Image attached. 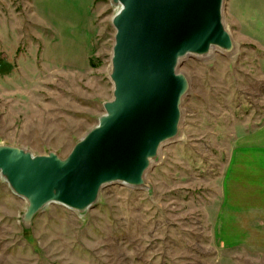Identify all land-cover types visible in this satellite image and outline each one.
Returning a JSON list of instances; mask_svg holds the SVG:
<instances>
[{
	"label": "rangeland",
	"instance_id": "rangeland-1",
	"mask_svg": "<svg viewBox=\"0 0 264 264\" xmlns=\"http://www.w3.org/2000/svg\"><path fill=\"white\" fill-rule=\"evenodd\" d=\"M112 0H0V144L65 157L112 97ZM236 55L187 56L180 135L146 171L150 188L104 185L78 212L26 201L0 175V264H264L224 245L215 219L225 168L264 142V0H224Z\"/></svg>",
	"mask_w": 264,
	"mask_h": 264
},
{
	"label": "water",
	"instance_id": "water-1",
	"mask_svg": "<svg viewBox=\"0 0 264 264\" xmlns=\"http://www.w3.org/2000/svg\"><path fill=\"white\" fill-rule=\"evenodd\" d=\"M114 42L108 71L112 97L97 123L65 157L36 155L0 144V175L26 201L27 229L57 203L85 212L110 183L150 188L144 175L160 147L180 135L189 79L178 70L187 56L226 55L236 49L223 23L224 0H112Z\"/></svg>",
	"mask_w": 264,
	"mask_h": 264
},
{
	"label": "crops",
	"instance_id": "crops-1",
	"mask_svg": "<svg viewBox=\"0 0 264 264\" xmlns=\"http://www.w3.org/2000/svg\"><path fill=\"white\" fill-rule=\"evenodd\" d=\"M216 236L264 259V142L244 141L230 155L222 181Z\"/></svg>",
	"mask_w": 264,
	"mask_h": 264
},
{
	"label": "bare ground",
	"instance_id": "bare-ground-1",
	"mask_svg": "<svg viewBox=\"0 0 264 264\" xmlns=\"http://www.w3.org/2000/svg\"><path fill=\"white\" fill-rule=\"evenodd\" d=\"M118 8H119V5H116V7H115L116 11L118 10ZM213 51H217V50H215V49L212 50V52H211V54H210V56H209L210 58H212L211 56L213 55V54H212ZM236 51H237V47H236V49H235V51H234L233 53L229 54L230 57L235 56V55H236Z\"/></svg>",
	"mask_w": 264,
	"mask_h": 264
}]
</instances>
